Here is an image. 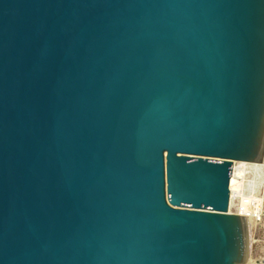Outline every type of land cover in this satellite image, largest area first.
Instances as JSON below:
<instances>
[{
	"label": "water",
	"instance_id": "1",
	"mask_svg": "<svg viewBox=\"0 0 264 264\" xmlns=\"http://www.w3.org/2000/svg\"><path fill=\"white\" fill-rule=\"evenodd\" d=\"M264 0H0V264H249Z\"/></svg>",
	"mask_w": 264,
	"mask_h": 264
},
{
	"label": "rangeland",
	"instance_id": "2",
	"mask_svg": "<svg viewBox=\"0 0 264 264\" xmlns=\"http://www.w3.org/2000/svg\"><path fill=\"white\" fill-rule=\"evenodd\" d=\"M260 208L261 212L264 213V185L260 191V199L257 212H260ZM261 245H264V216L261 224L255 225L251 253L254 254L256 251H258Z\"/></svg>",
	"mask_w": 264,
	"mask_h": 264
},
{
	"label": "built area",
	"instance_id": "3",
	"mask_svg": "<svg viewBox=\"0 0 264 264\" xmlns=\"http://www.w3.org/2000/svg\"><path fill=\"white\" fill-rule=\"evenodd\" d=\"M263 216L264 213L261 212L260 208V212H257L255 225L261 224ZM249 264H264V245H261L254 254L251 253Z\"/></svg>",
	"mask_w": 264,
	"mask_h": 264
},
{
	"label": "bare ground",
	"instance_id": "4",
	"mask_svg": "<svg viewBox=\"0 0 264 264\" xmlns=\"http://www.w3.org/2000/svg\"><path fill=\"white\" fill-rule=\"evenodd\" d=\"M264 185V171H263V179H262V185H261V188L263 187Z\"/></svg>",
	"mask_w": 264,
	"mask_h": 264
}]
</instances>
